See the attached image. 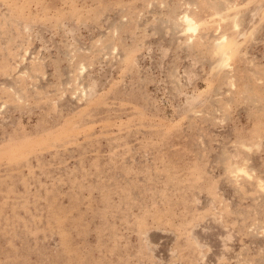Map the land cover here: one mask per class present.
I'll return each instance as SVG.
<instances>
[{
	"label": "rangeland",
	"instance_id": "374dc122",
	"mask_svg": "<svg viewBox=\"0 0 264 264\" xmlns=\"http://www.w3.org/2000/svg\"><path fill=\"white\" fill-rule=\"evenodd\" d=\"M0 264H264V0H0Z\"/></svg>",
	"mask_w": 264,
	"mask_h": 264
},
{
	"label": "bare ground",
	"instance_id": "6f19581e",
	"mask_svg": "<svg viewBox=\"0 0 264 264\" xmlns=\"http://www.w3.org/2000/svg\"><path fill=\"white\" fill-rule=\"evenodd\" d=\"M183 24L185 28L187 29V31L191 33L192 35H194L198 31L197 24L194 22V20L189 15L184 16ZM241 171H242V174L246 173L245 170H241Z\"/></svg>",
	"mask_w": 264,
	"mask_h": 264
}]
</instances>
